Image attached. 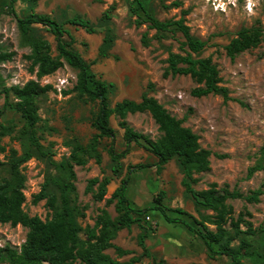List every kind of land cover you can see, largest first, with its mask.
I'll return each instance as SVG.
<instances>
[{
    "label": "rangeland",
    "instance_id": "374dc122",
    "mask_svg": "<svg viewBox=\"0 0 264 264\" xmlns=\"http://www.w3.org/2000/svg\"><path fill=\"white\" fill-rule=\"evenodd\" d=\"M144 1L149 12L161 20L179 19L183 16L182 10H188L184 17L191 32L208 42L200 55L211 56L217 64L221 84L229 89V100L226 101L219 94L194 96L192 90L199 84L190 75L164 77L170 52H183L180 44L185 39L180 32L157 33L156 30H148L147 24L137 26L134 23L137 14L131 9L135 0H38L35 3L32 0H18L16 11L19 16L32 11L46 13L60 22L77 14L89 18L98 25L96 33L91 34L70 25L67 28L76 39L73 47L87 60L95 61L93 70L98 76L114 84L110 95L111 105L126 98L140 101L144 94H148L156 97L173 115L183 119L185 126L198 133L201 146L209 149L212 155L211 169L195 175L200 178L195 188L206 189L212 182H217L219 186L228 184L231 190L236 188L246 194L258 188L264 181V172H256L251 178H247V173L260 157L264 143V43L238 54L234 60L227 55L224 46L241 29L259 27L264 31V0H251V3L250 0ZM175 2L180 5H175ZM110 7H114L110 20L102 22V14ZM108 29L114 36V44L108 57L101 58L99 47ZM147 30L149 43L144 45L141 38ZM33 34L48 39L52 43L53 55L57 54L54 36L45 27L35 25ZM64 40L69 41V38L65 36ZM0 44L10 51H16L13 60L0 64V90L5 86L23 85L30 79H37L36 73L30 71L31 62L25 58L31 52V47L18 28L17 18L6 11L0 16ZM77 75L78 70L65 63L63 68L40 80L43 85L53 86L38 99L41 117L38 135L50 154L48 157H32L21 165V170L26 177L24 210L30 216L38 215L44 220L51 217L53 211L46 199L35 204L34 195L40 191L47 177L56 174V163L70 155L73 143L86 145L97 133L92 121L99 105L73 90ZM127 120L136 130L153 139L161 135L148 112L129 114ZM0 123L12 127L9 135H0V147L5 148L4 151L0 150L1 180L10 177V161L23 154L24 146L20 136L23 119L19 113H5L3 118L0 117ZM111 126L115 130V137L101 139L99 149L103 156L102 164L90 158L86 165L75 166L76 203L86 208V216L79 218L83 228L88 225L93 227L103 209H107L113 218L116 216L114 204L106 205L107 198L113 193L109 186L114 183L118 187L130 166L157 161L146 146L132 143L130 153L122 159L120 174L114 175L108 149L113 145L117 152H121L126 148V142L115 116L111 117ZM104 176L112 180L105 199L97 201L92 192L85 191L86 186L89 179ZM182 179L183 173L176 158L166 164L161 173L157 172L155 166L137 170L131 176L129 199L132 205L144 209L153 205L163 192V202L170 207L183 208L197 217L201 213H212L210 210L200 212L195 208L193 198L182 185ZM94 189L97 190L98 185ZM228 203L234 207L235 217L241 211H250L252 217L249 218L254 226L264 227V195L259 203H249L244 199H229ZM144 217V226L152 225L155 230L150 231L146 239L151 256L144 257L137 264H187L191 261L198 263L199 260L204 264H230V258L225 255H218L213 260L209 258L205 244L199 237L188 244L183 231L167 223L160 212L147 211ZM210 227L214 228L213 225ZM141 230L138 224H134L130 230H121L114 240L116 245L131 250L132 254L118 257L113 248L107 253L121 261L142 254L143 250L138 244ZM27 232L28 228L21 224H1L0 249L8 245L20 250ZM81 237L86 238L84 231ZM249 238L255 249L264 252V235ZM233 246L237 248L238 241L233 242ZM178 249L187 254L177 252ZM257 263L244 260V264ZM74 264L82 263L77 260Z\"/></svg>",
    "mask_w": 264,
    "mask_h": 264
},
{
    "label": "trees",
    "instance_id": "16d2710c",
    "mask_svg": "<svg viewBox=\"0 0 264 264\" xmlns=\"http://www.w3.org/2000/svg\"><path fill=\"white\" fill-rule=\"evenodd\" d=\"M17 1L0 0V16L6 11L17 18L18 28L31 47V52L26 54L25 58L31 62L30 71L36 73L37 79H30L23 85L5 86L0 90V117L3 118L9 111L21 115L23 123L20 136L24 146L23 154L13 157L10 161V177H3L0 180V225L21 224L28 228V232L20 250L8 245L0 249V264H74L77 260L82 264L140 263L144 257L151 256L146 239L149 232L155 230L152 225L146 227L142 223L147 211L160 212L167 223L184 225L204 242L206 253L211 259L225 255L230 258V264H244L246 259L264 264V252L255 249L252 239L249 238L264 235V227L254 226L249 218L252 217L250 211H241L235 217L234 207L228 203L229 199H244L249 203H259L261 196L264 195V181L247 194L236 188L231 190L228 184L219 186L217 182L210 183L206 189L195 188L194 185L200 181L195 175L211 169L212 152L201 146L198 133L185 126L183 119L173 115L154 96L144 94L140 101L126 98L116 102L114 106L111 105L110 95L114 84L98 76L93 70L95 61L87 60L78 49L73 47L76 39L67 28V25H70L77 29H85L92 34L98 31V25L78 14L63 22L49 14L34 11L19 16L16 11ZM32 1L35 3L38 0ZM96 1L103 2V0ZM174 4L180 5L178 2ZM113 8L110 7L102 14V22L110 20ZM131 9L137 14L134 20L137 26L147 24L148 30H156L157 33L180 32L185 39L180 44L183 52H170L164 77L190 75L199 84L192 90L194 96L219 94L226 101L230 99L228 87L221 84L222 78L217 64L213 62L211 56L200 55L208 42L191 32V27L184 17L188 14V10H182L183 16L179 19L161 20L149 12L144 0H135ZM35 25L45 27L54 36L56 55H53L52 43L48 39L33 34ZM148 30L141 38L144 45L149 43ZM65 36L69 41L64 40ZM262 43H264V31L261 28H244L224 48L227 55L234 60L238 54L256 48ZM113 44L114 36L108 29L100 44L99 56L108 57ZM15 56L16 51H10L0 44V64L13 60ZM65 63L78 70L77 83L73 90L99 105L92 121L97 133L86 145L73 143L70 155L56 163V174L47 177L40 191L34 195L35 204L46 199L53 211L51 217L44 220L38 215L30 216L24 210L26 177L21 165L32 157H48L50 154L38 135V124L41 121L38 99L53 86L43 85L40 80L63 68ZM144 112L150 113L158 125L161 135L156 139L136 130L127 120L129 114ZM112 116L118 118V125L123 129V138L126 142V148L121 152H117L113 145L108 149L113 162L114 175L120 174L122 159L130 153L132 143L146 146L157 161L130 166L127 176L106 200L107 206L114 204L116 216L113 218L107 209H103L93 227L88 225L83 228L79 218L86 216V208L76 203L75 166L86 165L90 158H94L97 164H102L103 156L99 149L101 139L115 137V130L111 126ZM11 132V126L0 123L1 136L9 135ZM0 150L4 151L5 148L0 147ZM13 152L16 154V151ZM218 156L224 157V155ZM175 158L183 173L182 185L193 198L195 208L200 212L210 210L212 213H201L200 217H197L183 208L170 207L163 202L165 197L163 192L150 207L141 209L132 205L128 196L132 173L151 166H155L157 172L161 173L166 164ZM259 171L264 172V143L260 149V157L248 168L247 178H251ZM111 180L108 176L93 177L88 180L85 191L92 192L97 201H102L108 193ZM96 185H98L97 190L94 189ZM134 224L142 228L138 235L142 254L121 261L107 253L111 248L115 249L118 257L133 253L113 241L121 230H130ZM82 231L86 238L81 237ZM235 241H238L237 248L233 246Z\"/></svg>",
    "mask_w": 264,
    "mask_h": 264
},
{
    "label": "crops",
    "instance_id": "0c3cea01",
    "mask_svg": "<svg viewBox=\"0 0 264 264\" xmlns=\"http://www.w3.org/2000/svg\"><path fill=\"white\" fill-rule=\"evenodd\" d=\"M110 188H111V192H113L116 188H117V185H114V183L113 184H111V187L109 186V190H110ZM171 225H173V226H178L179 228H177V230L178 231H183V235H184V237L185 238H187V242H188V244H192V240H194L195 239V237H197L195 234H193V233H191L184 225H181V224H171ZM125 230V229H124ZM126 230H129V229H126ZM123 231V230H122ZM114 242V241H113ZM177 252H182L181 254H183V255H186L187 254V252L186 251H182L181 249H178V251ZM198 252V251H197ZM199 253V252H198ZM209 257V256H208ZM213 260V259H212ZM192 262V261H191ZM191 262H188L187 264H189V263H191ZM201 261L199 260L198 261V263H200ZM203 263L202 264H204V261H202Z\"/></svg>",
    "mask_w": 264,
    "mask_h": 264
},
{
    "label": "clouds",
    "instance_id": "9594fccd",
    "mask_svg": "<svg viewBox=\"0 0 264 264\" xmlns=\"http://www.w3.org/2000/svg\"><path fill=\"white\" fill-rule=\"evenodd\" d=\"M250 3H251V0H250Z\"/></svg>",
    "mask_w": 264,
    "mask_h": 264
}]
</instances>
